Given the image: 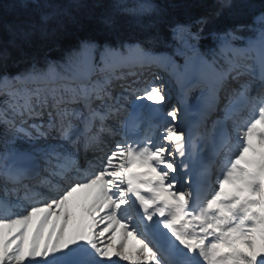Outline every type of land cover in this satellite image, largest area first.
Listing matches in <instances>:
<instances>
[{"label": "snow or ice", "instance_id": "obj_1", "mask_svg": "<svg viewBox=\"0 0 264 264\" xmlns=\"http://www.w3.org/2000/svg\"><path fill=\"white\" fill-rule=\"evenodd\" d=\"M199 7L0 6V264H264V0Z\"/></svg>", "mask_w": 264, "mask_h": 264}, {"label": "trees", "instance_id": "obj_2", "mask_svg": "<svg viewBox=\"0 0 264 264\" xmlns=\"http://www.w3.org/2000/svg\"><path fill=\"white\" fill-rule=\"evenodd\" d=\"M106 3H110L111 0H105ZM185 3L192 7L194 11H201L202 9L199 7L200 4H207L211 6L215 3V0H185ZM11 4V0H0V6H2L4 11H7ZM71 43V41H69Z\"/></svg>", "mask_w": 264, "mask_h": 264}]
</instances>
